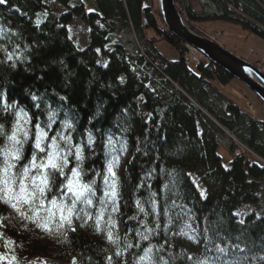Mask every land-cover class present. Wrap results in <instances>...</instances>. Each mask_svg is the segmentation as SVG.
I'll return each mask as SVG.
<instances>
[{
    "label": "trees",
    "instance_id": "16d2710c",
    "mask_svg": "<svg viewBox=\"0 0 264 264\" xmlns=\"http://www.w3.org/2000/svg\"><path fill=\"white\" fill-rule=\"evenodd\" d=\"M59 1L68 7L67 12L52 11L46 0H6L0 4V23L6 31L0 35V154L19 150L17 169L21 171L30 167L34 155L36 164L46 162L53 146L71 150L64 176L46 169L51 190L46 191L44 198L49 203L71 195L65 184L71 169L79 164V182L89 185L92 192L85 195L94 198L96 205L107 188L108 136L121 133L128 123L126 111L134 110L137 101L143 99L149 120L134 125L133 136L139 140V150L124 172V198L130 208L123 230L125 234L134 233L132 242L138 246L139 254L151 248L157 261L180 264L176 256L179 243L171 238V232L177 231V210L185 206L207 221L208 246L213 256L236 260L238 264H251L256 256H264V218L249 216L241 223L234 214L240 206L260 201L264 184L260 130H264V120L254 119L240 105L231 104L213 84L217 79L227 86L234 79L210 62L205 65L201 61L196 69L187 66L186 46L170 32L161 15L157 20L152 7L144 6V0H97L99 12L87 11L81 1L73 7L71 0ZM239 3L237 0L235 5ZM253 17L264 27V18ZM76 18L82 19L90 30V44L82 51L69 36V25ZM187 19L196 33L197 22L224 20L264 40V30L228 14L206 18L188 15ZM131 26L140 36L144 59L160 67L172 81H199L220 95L233 119L228 121L210 108L208 112L229 131L234 132L236 126L245 128L238 141L255 157L237 150L226 168L215 138L223 134L221 129L179 91L164 102L134 77L130 55L122 45L114 44L118 34ZM162 42L176 49L178 61H170L159 52L157 45ZM98 50L107 60L105 66L99 64ZM187 94L205 107L196 92L190 90ZM20 111L30 118L24 127H20ZM248 117L251 124L247 127L243 122ZM38 130L47 134L42 143L44 152L35 148ZM13 134L22 143H16ZM77 146L82 162L75 159ZM32 172L42 175L39 168ZM187 173L201 178L209 192L206 198L195 189ZM93 180L95 184L91 183ZM141 208L145 211L141 212ZM91 226L87 234L80 232L79 225L66 227V247L82 252L98 242L94 238L95 220ZM219 248L226 251L219 252Z\"/></svg>",
    "mask_w": 264,
    "mask_h": 264
},
{
    "label": "rangeland",
    "instance_id": "374dc122",
    "mask_svg": "<svg viewBox=\"0 0 264 264\" xmlns=\"http://www.w3.org/2000/svg\"><path fill=\"white\" fill-rule=\"evenodd\" d=\"M80 1L84 4L87 11L99 12L97 0H71L70 6L73 7ZM125 1L123 0V2ZM200 1L181 0L180 2L184 11L181 13L178 12L180 16L182 15L181 18L188 29L198 36L214 41L235 57L244 60L264 74V40L259 36L245 31L237 24L224 20L200 21L195 23V29L199 33L193 31L187 23L188 15H194L197 18H206L212 15L228 14L233 18L244 20L264 30L262 24L257 22L256 18L253 17L255 15L256 17L264 18V0H238L240 1L239 6L235 5L237 0H225L223 2L222 0H218V2H215V0H207V2L205 1L206 3ZM46 2L50 9L56 13L68 11V7L59 0H46ZM174 3H176L175 0ZM144 6L152 7V12L157 20H159L158 14L164 20L159 0H144ZM14 12L19 13L17 10H14ZM185 14H187L186 19H183ZM5 32V29L0 23V35H3ZM148 35L153 36L151 32ZM69 36L78 50L82 51L88 48L90 44V30L82 19L76 18L69 25ZM114 44H120L125 48L131 57L129 63L131 64L134 77L143 82L160 99L164 102L170 101L173 92L179 91L208 120L221 129L223 134H217L215 138L220 145L218 153L226 168L230 166L233 153L237 150H240V152L245 151L254 157L256 156L251 151L249 152V149L247 150L239 142L240 140L238 141V135L245 128L241 129V126H236L235 133L229 131L208 112L210 108L217 115H224L228 121L233 119L230 116L231 114L228 113L226 103L215 90L199 81L191 82L190 79L180 80V82L172 81L170 77L160 70V67L153 65L147 58L144 59L145 51L142 50L140 36L134 32L132 26L120 32ZM183 44L187 48L185 64L187 66L191 65V69H196V64H200L201 61L205 65L209 62L212 63L195 48L185 43ZM157 48L166 59L170 61L179 60L178 52L168 43H158ZM97 54L99 64L105 66L107 63L106 58L100 50L97 51ZM213 84L214 86L217 85L230 99L231 104L240 105L254 119L264 120L263 101L244 83L234 79L229 85L222 86L215 79ZM190 90L196 92L197 97L202 98L205 107L200 106L196 99L187 94ZM245 99L248 101L247 104H245ZM143 103L144 100L139 99L134 110L126 111L128 123L121 130V133H111L108 136L107 166L110 163L113 165L112 170L115 173V177L108 172L106 190L109 193L111 192L109 185L115 179L116 196L113 198L110 194L106 196L104 193V196L101 198L102 200L98 201L95 205L94 198L84 195V197L77 201L72 212L71 227L73 225H79L81 227V233L87 234L89 227H92L91 222L95 220L97 235L94 238L95 240L98 239V242L82 252H75L67 248L63 237L66 227L70 226L67 223L60 226V212L64 209L53 206L51 203L52 200L47 203L44 198L42 207L39 197L36 198L31 206L22 201L17 203L15 199H11V203H17V207L25 214L22 216L10 204H6L3 199H0V264H74V262L75 264H166L154 258L155 256L151 248L139 254L140 250L138 246L132 242L136 238L134 233L130 232L129 234H125L123 230L124 224L127 223L129 218L128 210L130 208L125 203L124 198L125 188L127 187L124 180V172L130 159L139 150V140L133 136L135 132L134 125L137 121L146 122L149 120V114L145 111ZM19 119L20 127L26 126L30 121L29 116L24 111L19 112ZM243 123L247 124L248 127V124H251V118H246ZM260 131H262L260 141L264 147V130L261 129ZM203 132L204 127L201 126L200 134H203ZM43 139L44 137H42V143ZM53 151L58 152L61 157L68 152L59 146H53L51 152ZM17 156L20 159L19 150H16V152L11 150L4 155L0 154V197H4V199H10L11 196L19 194L22 182L27 186L28 192L31 193L33 191V184L30 178L40 177V174L32 172V169L34 170L32 168L29 172L30 178H24L22 175L23 170L20 171L17 169L19 167V159H15ZM82 161L83 156L80 162ZM8 164H13L15 167L8 169L7 174H5V168ZM187 177L200 195L203 193L201 195L202 198H206L209 192L201 178L194 173H187ZM70 178L74 179L75 182L76 178H72L71 174ZM6 180L12 188L10 196H5L4 182ZM259 197L260 201L257 204L242 205L237 208L234 214L240 221H245L249 216L256 219L264 218V184L261 186ZM88 198L91 199V204L87 203ZM53 200L57 201V205L61 201L68 206H71L72 203V197L69 194ZM64 211L65 215H67L66 210ZM145 216L147 217L146 213H144ZM176 219V221H179L177 231L176 233L171 232V238L179 243L176 256L180 264H202V262L203 264H223L224 261H228L229 264H238L236 260H220L211 254L208 246L207 221L204 218L196 213H192L189 208L183 206L182 209L177 210ZM45 224L50 231H45L43 227L39 226ZM109 234L111 238H109ZM251 264H264V256H256L253 258Z\"/></svg>",
    "mask_w": 264,
    "mask_h": 264
},
{
    "label": "snow or ice",
    "instance_id": "6c2138e0",
    "mask_svg": "<svg viewBox=\"0 0 264 264\" xmlns=\"http://www.w3.org/2000/svg\"><path fill=\"white\" fill-rule=\"evenodd\" d=\"M6 0H0V4H5ZM27 134L25 133V136ZM46 133L43 132V130H38V133L36 135V139H35V148L38 149L40 152H44L45 149L44 147H42V137H46ZM13 140H16L15 134H13L12 136ZM71 141L69 140V143ZM89 142L91 143V140H89ZM16 143H22L19 140H16ZM53 144L55 145V141H53ZM71 150H69L63 157H61L59 155L58 152L53 151V152H49L46 158V162L41 163V164H36V157L35 155L32 157V163L30 165L31 168H39L42 171V175L40 177H29V172H30V167H25L23 169L22 175L24 178H30L33 184V191L31 193L28 192L27 186L22 182L20 185V193L15 195V196H11L10 199H4V197H0V199L4 200V203L6 204H10V206L14 209H16L17 212H20V214L22 216H24L25 214L23 212H21L20 208L17 207V203L19 202H23L28 204L29 206H31V204L36 200L37 197L40 198V204L43 207L44 204V196L46 191H50V187H49V174L46 171V169L51 168L52 170H54V172H58L60 174V176H64L65 175V168L68 167L69 164V159L68 156L71 155ZM15 159H19V157H15ZM75 159L77 161L82 160V156H81V149L79 148V146L76 147V155H75ZM15 167V165L13 164H8L7 167L5 168V174H7L8 169ZM80 165L77 164L76 167H74L73 169H71V177L72 178H76L75 182L74 179H68L67 183L65 184V188L67 189V192L71 194L72 197V203L71 206L65 205L63 201L60 202L59 205H57V201L56 200H52L51 203L53 206H57L60 207L61 209L66 210L67 215H65V211L62 210L60 212V221L61 224L60 226H63L64 223H67L70 227H71V216H72V212L73 209L76 206V203L78 200H80L82 197H84L85 192H89L91 193L92 190L89 187V185L87 184H80L78 177H79V169ZM113 165L110 163L108 165V172L112 174L113 177H115V173L113 172ZM56 179L55 176L52 177V180L54 181ZM38 181V182H37ZM5 196H10V194L12 193V188L11 186L8 184V181L6 180L5 182ZM92 184H95L96 181L93 180L91 182ZM105 183H108V177H105ZM79 185V186H77ZM109 188L111 189V192L109 193V191H105V195L108 196L109 194L114 198L116 196V181L115 179H113L111 185H109ZM94 195V193H92ZM201 195H203V193H201ZM11 199H15L17 201V203H11ZM91 199L88 198L87 199V203L91 204ZM139 203V202H137ZM141 212L144 211L143 208L140 209ZM241 223H243V221H241ZM41 227L44 228L45 231H50L47 227V225H39ZM83 226V225H81ZM157 227H159V225H157ZM75 230V229H73ZM109 238H111V235L109 234ZM219 252H225L226 249L225 248H219L218 249ZM111 259V258H110ZM75 264V262H74ZM203 264V262H202ZM223 264H229L228 261H224Z\"/></svg>",
    "mask_w": 264,
    "mask_h": 264
},
{
    "label": "water",
    "instance_id": "95a60500",
    "mask_svg": "<svg viewBox=\"0 0 264 264\" xmlns=\"http://www.w3.org/2000/svg\"><path fill=\"white\" fill-rule=\"evenodd\" d=\"M166 26L180 41L207 57L220 69L250 88L264 103V74L254 66L235 57L219 44L193 33L183 22L174 0H159Z\"/></svg>",
    "mask_w": 264,
    "mask_h": 264
},
{
    "label": "built area",
    "instance_id": "2783aa9c",
    "mask_svg": "<svg viewBox=\"0 0 264 264\" xmlns=\"http://www.w3.org/2000/svg\"><path fill=\"white\" fill-rule=\"evenodd\" d=\"M175 1H176L175 4H176V6H177V8H178V11H179L180 13H181L182 11H184V9L182 8L181 3H180L181 0H175ZM205 1L207 2V0H201L200 2L204 3ZM206 2H205V3H206ZM202 3H199V4H202ZM185 9H186V8H185ZM193 10H194V9H193ZM186 15H187V14H185V15L183 16V19H186ZM181 16H182V15H181Z\"/></svg>",
    "mask_w": 264,
    "mask_h": 264
},
{
    "label": "bare ground",
    "instance_id": "6f19581e",
    "mask_svg": "<svg viewBox=\"0 0 264 264\" xmlns=\"http://www.w3.org/2000/svg\"><path fill=\"white\" fill-rule=\"evenodd\" d=\"M248 103V101L245 99V104H247ZM109 148V147H108Z\"/></svg>",
    "mask_w": 264,
    "mask_h": 264
}]
</instances>
